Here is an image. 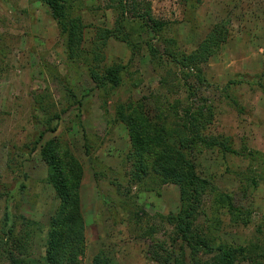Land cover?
<instances>
[{
    "label": "rangeland",
    "instance_id": "obj_1",
    "mask_svg": "<svg viewBox=\"0 0 264 264\" xmlns=\"http://www.w3.org/2000/svg\"><path fill=\"white\" fill-rule=\"evenodd\" d=\"M109 1L84 0L89 9L86 21L98 25L105 17L107 24L114 26L116 12L107 8ZM150 1L153 15L170 24L183 49L196 47L214 24L224 23L231 29V37L223 49L232 55L224 54L218 66L203 65L208 81L201 84L192 78L196 95L189 99L187 89L177 81L170 80L168 87L160 84L146 48L130 61L127 44L111 39L107 61L131 63L123 84L112 91L106 113L86 67L68 63L63 38L49 8L39 0H0V42L6 43L0 56V221L7 197L14 193L13 213L48 225L58 199L45 181L48 170L40 149L24 155L22 170L13 171L8 163L11 153L16 152L18 161L20 148L46 128L45 116L58 112L60 119L51 123L57 130L47 132L43 140L60 137L85 168L81 197L87 248L82 264H91L100 251H106L112 264H155V243L164 241L171 247L174 228L165 218L179 211V187L160 185L153 179L146 184L131 183L126 161L128 129L115 121L119 103L143 97H147L143 101L151 115L165 109L171 120L178 117L173 105L180 115L190 102L194 106L206 102L212 107L215 116L209 132L230 136L241 154L222 158L217 151L205 149L193 156L198 172L221 190L232 191L236 204L251 210L246 225L233 226L225 216L220 235L237 245L264 247V93L253 83L226 87L229 80L253 79L264 69V0H201L193 15L187 12L186 0ZM94 34L93 27L86 28L85 46L90 45ZM155 44L164 49L160 39ZM259 49L260 56L255 54ZM260 58L263 63L257 68ZM238 61L243 72L220 81L219 77L228 72L223 66L237 65ZM68 90L74 96L68 95ZM85 132L89 135V153ZM21 182L26 183L25 190L18 189ZM209 199L205 197L199 224H205L209 215ZM150 228L155 232L148 235ZM181 243L177 240L175 247ZM30 260L47 264L42 238L35 240Z\"/></svg>",
    "mask_w": 264,
    "mask_h": 264
},
{
    "label": "trees",
    "instance_id": "obj_2",
    "mask_svg": "<svg viewBox=\"0 0 264 264\" xmlns=\"http://www.w3.org/2000/svg\"><path fill=\"white\" fill-rule=\"evenodd\" d=\"M39 1L49 8L57 23L68 63L86 67L88 77L100 92L106 113L110 95L123 84L131 63L118 59L107 61L106 50L111 39L127 44L131 51L130 61L146 48L153 70L160 75V84L168 87V82L173 79L187 89L188 98L192 99L196 95V83H190L191 79L201 84L208 81L203 65L218 54L231 37L227 25L216 23L196 47L183 49L170 24L153 15L150 0H110L107 8L116 12L112 27L105 17L98 25L88 23L86 12L89 9L84 0ZM200 1L186 0L187 12L193 15ZM90 26L95 34L87 47L85 30ZM157 39L163 42V50L155 44ZM5 49L6 43L0 42V56L4 55ZM240 83L256 84L264 93V69L253 79L229 80L226 87ZM68 95L74 96L69 90ZM145 98L119 103L115 121L123 122L128 129L130 149L126 161L131 183L146 184L158 180L160 185L172 183L179 187V211L165 218L173 226L175 236H172L169 248L164 241L155 243V264H239L242 261L264 264V251L257 252V248L263 250L264 247L237 245L222 239L224 217H229L233 226L246 225L250 222L251 210L237 205L232 191L221 190L209 177L201 175L193 157L205 149L217 151L222 158L241 154L233 146L230 136L209 132L215 111L206 102L197 106L190 102L180 115L173 105L180 120H171L165 109L151 115L143 101ZM54 119H60L58 112L45 116L46 128L20 148L22 155L18 161L16 152L11 153L8 167H14L13 171L22 170L24 155L40 149L48 170L45 181L52 186L58 206L46 226L13 213L10 206L14 193L9 195L0 221V264H34L30 257L38 238L44 240L47 264H82L86 254V222L81 197L85 168L70 145L60 137L43 140L47 132L57 130L51 126ZM84 136L89 153V135L85 132ZM253 184L257 186L255 180ZM26 187V183L21 182L18 189L25 190ZM206 196L210 197V212L205 224H199ZM148 232L150 235L155 231L150 228ZM177 240L182 242L179 248L175 247ZM91 264H112V261L106 251H100Z\"/></svg>",
    "mask_w": 264,
    "mask_h": 264
},
{
    "label": "crops",
    "instance_id": "obj_3",
    "mask_svg": "<svg viewBox=\"0 0 264 264\" xmlns=\"http://www.w3.org/2000/svg\"><path fill=\"white\" fill-rule=\"evenodd\" d=\"M225 45H226V43L223 44L222 49H221V52L219 54H216L213 57H211L210 60L207 62V64H209V65L210 64H215L216 66H218V65H220L222 63L221 62L222 59H223L222 56L224 54H226V55L227 54L232 55L231 52L228 49H223L225 47ZM261 53H262V49H259V51L256 52L255 54H257V55L260 56ZM261 61L263 63V58H260L257 61V68H258V66L260 67V65L262 64ZM237 63H238L237 65H235L234 62L233 63H230V64L227 65L228 67L227 66L226 67L223 66V68H225V71H228V72H226L221 78L219 77L220 81H224L225 80V82H226L227 80L233 78V76H235V74H237L239 72H243V70H242V64L239 61Z\"/></svg>",
    "mask_w": 264,
    "mask_h": 264
}]
</instances>
